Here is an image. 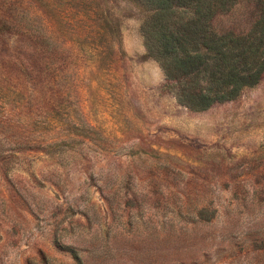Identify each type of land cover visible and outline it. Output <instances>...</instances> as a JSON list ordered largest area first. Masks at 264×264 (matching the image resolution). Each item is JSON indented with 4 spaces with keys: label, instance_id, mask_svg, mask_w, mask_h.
Returning a JSON list of instances; mask_svg holds the SVG:
<instances>
[{
    "label": "rangeland",
    "instance_id": "374dc122",
    "mask_svg": "<svg viewBox=\"0 0 264 264\" xmlns=\"http://www.w3.org/2000/svg\"><path fill=\"white\" fill-rule=\"evenodd\" d=\"M153 9L0 0V264H264V77L185 107Z\"/></svg>",
    "mask_w": 264,
    "mask_h": 264
},
{
    "label": "trees",
    "instance_id": "16d2710c",
    "mask_svg": "<svg viewBox=\"0 0 264 264\" xmlns=\"http://www.w3.org/2000/svg\"><path fill=\"white\" fill-rule=\"evenodd\" d=\"M148 52L178 84L192 111L235 100L264 77V0H147ZM242 10L243 12H241ZM246 14L244 29L219 28L221 16Z\"/></svg>",
    "mask_w": 264,
    "mask_h": 264
}]
</instances>
